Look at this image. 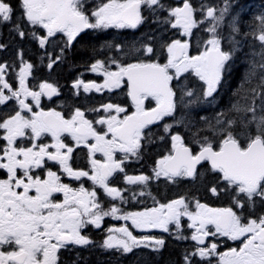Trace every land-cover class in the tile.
<instances>
[{
	"label": "snow or ice",
	"instance_id": "1",
	"mask_svg": "<svg viewBox=\"0 0 264 264\" xmlns=\"http://www.w3.org/2000/svg\"><path fill=\"white\" fill-rule=\"evenodd\" d=\"M222 3L0 0V28L8 26L20 39L31 37L44 49L58 43L57 35L63 34L60 54L44 53L48 69L63 59L65 50L85 29H137L156 24L177 29L181 36L161 43L159 50L151 34L145 37L146 43L140 47L133 44L127 52L123 45H114L126 58L141 55L144 59H97L90 71L102 74L103 82L77 78L71 87L76 96L81 89L101 93L126 88L128 104L109 102L84 110L75 107L68 118L55 108L45 111L41 107V98L58 97L60 88L47 80L29 85L35 66L24 59L22 49L17 52L19 72L14 74L18 87L13 88L6 79L16 62H0V106L15 101L18 108L0 120V140L6 142L0 146V264H60L62 249L93 244L83 230L88 225L99 228L104 217L120 211L116 206L102 209L96 186L108 197L126 202L122 192L128 189L110 186L116 173H124L128 185L146 189L153 179L171 183L178 178L202 179L200 168L205 163L217 177L206 191L217 198L227 197V206L212 207L185 194L116 218L130 220L135 229L165 233L174 225L177 240L195 242L191 251L185 249L183 264H197V257L206 264H212L213 258L216 264H264V11L245 26L240 15L233 13L230 0ZM162 12L167 15L161 17ZM29 26H39L44 33ZM201 28L206 39L194 31ZM6 47L0 43V50ZM193 50L195 54H190ZM241 57L247 64L241 86L258 78L248 90L250 103H231L211 117L194 113L199 105H216L219 90ZM191 75L202 82L199 90L192 85ZM29 97L32 103L27 102ZM87 112L96 116L89 119ZM153 128L160 132L154 133ZM45 136L51 137V143L41 142ZM25 137L28 146L18 145V138ZM153 137L167 140L169 147L155 161L152 175H128L125 162L141 158ZM66 138L71 143H66ZM81 147L86 149L87 166L74 168L71 161ZM97 153L102 159L96 158ZM48 162L58 165L59 171H53ZM36 170H42L43 177ZM65 176L74 181L87 178L93 187L81 183L74 188L62 182ZM143 189L138 195H151ZM56 194L63 198L55 199ZM136 195L133 193V198ZM183 217L190 222V236L183 235ZM107 233L100 246L120 255L137 249L159 252L166 245L162 237L137 236L128 226L108 228ZM220 237L240 241V245L220 251Z\"/></svg>",
	"mask_w": 264,
	"mask_h": 264
},
{
	"label": "trees",
	"instance_id": "2",
	"mask_svg": "<svg viewBox=\"0 0 264 264\" xmlns=\"http://www.w3.org/2000/svg\"><path fill=\"white\" fill-rule=\"evenodd\" d=\"M244 5L248 6V4ZM261 11H264V0H257L248 9H240L238 14L242 18L245 26H247L248 24L252 23V18L256 15H259ZM160 16L163 17L164 15L160 14ZM145 26L147 27L145 28ZM206 26L207 25L205 24L202 27ZM149 34L153 35L155 46L158 50L161 43L181 37L177 29H172L168 25L158 26L156 24H144L139 30L133 31L131 37H123L124 42L126 41L128 43L125 49L129 50L133 44H135L136 47H140L141 43L147 42L145 37ZM205 34L206 33L204 32L202 34L204 39L207 38ZM12 39L14 43L21 42L19 37L16 35H13ZM89 40L90 38L83 37L74 43L71 54H67V57L65 58V60L70 63V66H86L88 63L86 62L87 60L96 56L100 50L103 51L105 45H108L107 42L99 45L98 42ZM256 47L258 49V43L256 44ZM14 50L15 47H13V51ZM161 60L165 61L166 55H164L163 59ZM59 68H62L69 78L74 73L71 67L69 70H65L66 68H63V66L56 64L50 73L54 78L62 80L60 75L61 72L59 73ZM246 68L247 64L243 57L236 60L235 66L230 76H228L222 88L219 90L216 105L212 107H209L206 104L199 105L198 107L194 108V113L199 112V114L202 116L211 117L216 111L226 109L231 103L239 102V104L242 106L249 104L251 93L248 90L250 87L257 84L258 78H254L251 81V84L244 83L243 86H241ZM185 76L187 77L189 74H185ZM71 80L72 79L63 80V83L68 86V89H70L69 84ZM190 81L192 85L196 87L197 90H199V85L202 82H199L198 78H196L194 75L190 76ZM238 89L239 91H237ZM77 103L82 104V100L72 97L70 105ZM259 103L260 101L257 100V104ZM6 111L7 110H5L3 114H5ZM152 131L154 133H159L160 129L153 128ZM168 147L169 143L167 140L161 141L157 137H153V142L148 144V146L142 152L141 158L131 159L132 167L129 173H147L151 176L155 161L168 150ZM200 172L203 174V178L198 179L195 182L187 179H182L176 183L168 182L165 179L152 180L147 186L148 192L151 193V195H148V203L152 204L156 201L167 202L172 198L185 194H187L189 198L190 196L207 198L210 193L206 191V187L211 185V182L208 181V179H213L214 176L206 168H202ZM133 187V193H137V185H133ZM215 199L217 200V198ZM188 248L187 242L175 240L171 235L166 236V245L159 252H152L150 249H137L129 255H116L115 253L104 252L98 247H96V251H91L92 249H82L76 246L69 250V255L67 253L66 257H68L66 260H64V264H73V261H75V264H183V254L185 249L188 250ZM196 261L197 264H205L204 261L199 259H196Z\"/></svg>",
	"mask_w": 264,
	"mask_h": 264
},
{
	"label": "flooded vegetation",
	"instance_id": "3",
	"mask_svg": "<svg viewBox=\"0 0 264 264\" xmlns=\"http://www.w3.org/2000/svg\"><path fill=\"white\" fill-rule=\"evenodd\" d=\"M238 1H246V0H238ZM249 1V0H247ZM92 3H99V0H92ZM30 30L36 31L38 34H43L44 30L41 29L39 26H29ZM104 31H108V32H124V33H129L132 31L131 28H124V29H117V28H108V29H92L91 31H86L84 33H82L75 41H79L81 38H90L89 41H94V42H98L99 45L102 44L101 38L102 37H106V36H102L101 32ZM15 35V33H12L9 31L8 26H5L3 28H0V43L5 44L7 47L3 50H0V62H4V61H8L9 63H12L13 61L16 62V67L15 69H9L8 75L6 76V79L9 80L10 83H12L13 88L18 87V79H14V74L19 72V60L17 58V52L22 49L24 52V59L33 63L34 64V70L32 73V76L29 77L28 79V83L30 86H32L33 84H37L39 82H41V80H50L47 79V77H50L48 70H52V69H48L47 68V62L48 59L46 56H44L45 52L48 53H52L53 55L55 54H60V49L62 47H64V37L63 34H58L57 35V41L58 43L56 44H52L50 43L49 45H47L44 49H41L38 45V42L34 39H32L31 37H26L24 39H20V43H14L12 36ZM111 37V35H110ZM74 43L68 47L65 52L67 54H71L72 50H73V46ZM116 44H120L122 45V42H118V39L114 40L113 42L110 43V45H112L113 47H111V49H113L114 51L109 53V57H115L118 60H121L122 62H125V60L123 59V57L118 54L116 52V49L114 47V45ZM13 47H15V50L13 51ZM27 47V49H26ZM194 51L191 52V54H193ZM101 53L99 52L96 56L92 57L91 59L87 60L86 62L92 63L94 61H96L97 59H102V56L100 55ZM59 64V66H63V68H66L65 70H69L70 67L72 68V71L74 72L72 76H70V78L65 74V72L63 71L62 68H59V73L61 75L62 80H66V79H77V78H82L83 80L87 79V78H91L93 81L97 82V83H102L103 82V75L100 73H90L89 70H87V68H84L82 65L78 66V67H72L70 66V63H68L64 58L59 61L57 63V65ZM91 65V64H90ZM44 66V67H43ZM56 69V68H55ZM111 70H115V67H113ZM83 74V75H81ZM68 77V78H67ZM53 81V80H51ZM33 90H38V88H35ZM122 89H115L112 90L111 92L105 90L104 92L101 93H96L95 91L90 92V93H84L83 90L81 89L80 91V95L78 97H80L82 94H91L94 93L96 96H102L104 99H102L104 101V103H115V104H121V105H127L128 104V99L126 97H122L120 95H118L117 97H108V93H117L118 91H120ZM61 94H62V102L64 103L63 105L60 104H56L54 102V100L56 99H49L48 97L44 96L41 98V107L47 111L50 108H55L57 111H60L64 114V116L66 118H68L70 116L71 113H69L68 111V107L65 105V103L67 102V97H68V92L66 89L61 90ZM73 94H74V90H73ZM7 102V104L11 103ZM15 102V101H13ZM29 103H32L31 98H28ZM18 110V108H17ZM34 111L38 110L35 107L33 108ZM88 116V115H87ZM90 116V115H89ZM88 116V117H89ZM3 132L0 133V135H2ZM41 142L43 143H51V137L50 136H45L42 138ZM66 143H71L69 141V138L65 139ZM6 142L3 140H0V146H3ZM17 144H23L25 146H28L29 144V140L27 137L25 138H18L17 140ZM79 151V153H78ZM86 153V149L84 148H80L78 149L75 153H74V158L71 161L72 165L75 167H81L87 166V154ZM77 154L79 155V159L77 160L76 156ZM96 158L97 159H102V156L100 154H96ZM207 164V163H206ZM48 166L52 168L53 171H59V166L54 164L53 162H48ZM83 168V167H81ZM125 172H126V168ZM36 174H39L43 177V171L42 170H36ZM0 175H3L2 172H0ZM114 175H120L123 176L124 173H116ZM207 179V178H206ZM217 179V177L215 178H210L208 179V181H210L211 183L214 182ZM62 182L64 183H69L72 187L74 188H78L80 186L81 183L84 184V187L86 188H91L93 187L92 182L90 180H88L87 178H83L82 181H74L68 177H62ZM111 186V185H110ZM97 187V192L99 193H103V189ZM104 198H106L105 200L100 199V203L101 206H117V205H124L127 204V202H123L120 199L119 200H109L112 197H108L106 194L103 195ZM62 194H56L55 199L60 200L62 199ZM100 198V197H99ZM118 199V198H116ZM203 203H207L206 201ZM208 203L211 206V203L208 201ZM228 203V198L227 197H222L221 200V204L218 207H223V206H227ZM218 205V204H215ZM115 223H116V219L115 216L109 215L104 217L103 221L101 222V226L99 228H96L94 225H88L86 229L83 230V234L88 235L91 240L93 241V244L88 245V246H79L82 249H88L91 251H96V247H98L99 249L103 250L104 252H111V253H115L116 255L119 254L116 252L115 249H104L102 248L100 245H102L103 240L106 238L107 236V229L108 228H113L115 227ZM124 226H128L130 228V230L133 231L134 235L140 236L143 235L144 232L148 231V230H156V229H135L132 227L131 225V221L128 222V224H125ZM190 231V235L192 230L189 229ZM218 242L220 243V251H225L227 248L229 247H239L240 245V241H231L228 240L227 238L224 237H220L218 238ZM195 242L190 240V246L193 248ZM72 247L74 246H70V250L72 249ZM69 255V249H62L59 253L60 256V264H64V260L67 259L66 255ZM129 255V254H128ZM197 259V258H196ZM206 264V261H204ZM212 264H216V259L213 258Z\"/></svg>",
	"mask_w": 264,
	"mask_h": 264
},
{
	"label": "rangeland",
	"instance_id": "4",
	"mask_svg": "<svg viewBox=\"0 0 264 264\" xmlns=\"http://www.w3.org/2000/svg\"><path fill=\"white\" fill-rule=\"evenodd\" d=\"M89 114L91 115L92 113H89ZM147 208H151V207H147ZM144 209L145 208H143L142 210H139V211H143ZM139 211H137V212H139ZM181 224H182V219H181ZM172 226L174 227V225H170L169 227L171 228ZM146 235H152V236H154L152 233H147Z\"/></svg>",
	"mask_w": 264,
	"mask_h": 264
}]
</instances>
